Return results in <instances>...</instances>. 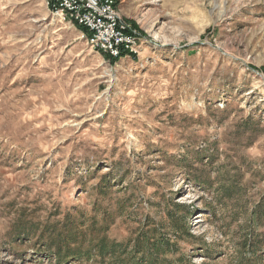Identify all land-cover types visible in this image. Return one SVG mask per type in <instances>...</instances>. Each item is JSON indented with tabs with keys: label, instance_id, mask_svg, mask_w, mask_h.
I'll use <instances>...</instances> for the list:
<instances>
[{
	"label": "rangeland",
	"instance_id": "374dc122",
	"mask_svg": "<svg viewBox=\"0 0 264 264\" xmlns=\"http://www.w3.org/2000/svg\"><path fill=\"white\" fill-rule=\"evenodd\" d=\"M117 10L140 47L108 59L44 0H0V264H100L57 247L130 253L154 227L173 262L237 264L264 197V0Z\"/></svg>",
	"mask_w": 264,
	"mask_h": 264
},
{
	"label": "trees",
	"instance_id": "16d2710c",
	"mask_svg": "<svg viewBox=\"0 0 264 264\" xmlns=\"http://www.w3.org/2000/svg\"><path fill=\"white\" fill-rule=\"evenodd\" d=\"M106 57L110 59L107 55ZM176 212H182V206L175 205ZM169 215V223L172 227L173 240H180L182 236L192 237L189 232L186 222L187 216L185 214ZM248 223L256 228L264 227V197L256 203L245 215ZM86 225L81 223L80 226ZM105 226H100V231L105 230ZM252 230L251 236L248 237L243 244L244 253L238 256L237 264H264V231L258 232L257 229ZM83 235V233H80ZM69 244H77L76 235H66ZM174 243H170L169 239L163 238L159 235L157 228H151L136 236L132 240V247L129 253L127 244L116 243L106 237H99L94 243H91L82 253L78 249H73L70 246L61 251L57 247L56 255L62 257L84 256L87 258H99V263L102 264L104 260L109 259V264H178L171 259L175 254ZM62 252V253H61ZM62 254V255H60ZM176 260H181L178 257Z\"/></svg>",
	"mask_w": 264,
	"mask_h": 264
},
{
	"label": "built area",
	"instance_id": "2783aa9c",
	"mask_svg": "<svg viewBox=\"0 0 264 264\" xmlns=\"http://www.w3.org/2000/svg\"><path fill=\"white\" fill-rule=\"evenodd\" d=\"M60 21L75 22L88 30L80 33L87 45L110 59L132 57L139 51L138 38L121 22L119 0H44Z\"/></svg>",
	"mask_w": 264,
	"mask_h": 264
},
{
	"label": "bare ground",
	"instance_id": "6f19581e",
	"mask_svg": "<svg viewBox=\"0 0 264 264\" xmlns=\"http://www.w3.org/2000/svg\"><path fill=\"white\" fill-rule=\"evenodd\" d=\"M56 20V19H55Z\"/></svg>",
	"mask_w": 264,
	"mask_h": 264
}]
</instances>
